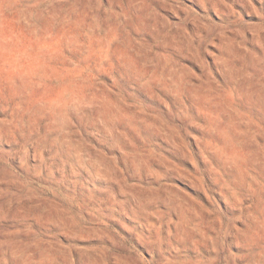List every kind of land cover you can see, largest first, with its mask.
I'll use <instances>...</instances> for the list:
<instances>
[{"label":"rangeland","instance_id":"rangeland-1","mask_svg":"<svg viewBox=\"0 0 264 264\" xmlns=\"http://www.w3.org/2000/svg\"><path fill=\"white\" fill-rule=\"evenodd\" d=\"M0 264H264V0H0Z\"/></svg>","mask_w":264,"mask_h":264}]
</instances>
